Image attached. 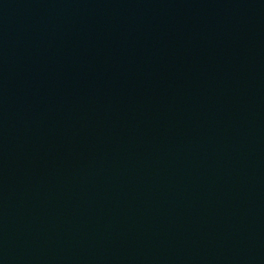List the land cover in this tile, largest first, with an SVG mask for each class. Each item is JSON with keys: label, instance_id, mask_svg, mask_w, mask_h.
<instances>
[{"label": "water", "instance_id": "water-1", "mask_svg": "<svg viewBox=\"0 0 264 264\" xmlns=\"http://www.w3.org/2000/svg\"><path fill=\"white\" fill-rule=\"evenodd\" d=\"M0 264H264V0H0Z\"/></svg>", "mask_w": 264, "mask_h": 264}]
</instances>
